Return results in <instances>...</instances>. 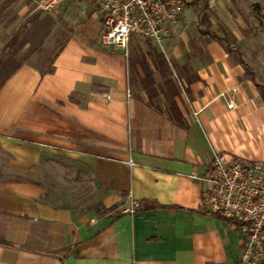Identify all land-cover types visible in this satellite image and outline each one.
I'll return each mask as SVG.
<instances>
[{"label":"crops","instance_id":"obj_1","mask_svg":"<svg viewBox=\"0 0 264 264\" xmlns=\"http://www.w3.org/2000/svg\"><path fill=\"white\" fill-rule=\"evenodd\" d=\"M0 5V53L21 44L5 50L19 60L31 0ZM48 14L66 26L37 43H59L48 66L20 63L0 89V264H238L243 234L205 208L204 180L216 152L264 161L256 87L215 43L175 56L176 83L102 46L88 0Z\"/></svg>","mask_w":264,"mask_h":264},{"label":"built area","instance_id":"obj_2","mask_svg":"<svg viewBox=\"0 0 264 264\" xmlns=\"http://www.w3.org/2000/svg\"><path fill=\"white\" fill-rule=\"evenodd\" d=\"M67 0H39L43 13ZM102 14L100 43L128 56L136 38L162 47L184 9L198 0H88ZM126 95L131 93L128 89ZM232 101L227 108H233ZM129 165H133L129 161ZM204 206L211 214L237 223L243 234L238 264H264V161L228 160L216 152L205 178ZM138 203L117 209L133 214Z\"/></svg>","mask_w":264,"mask_h":264},{"label":"rangeland","instance_id":"obj_3","mask_svg":"<svg viewBox=\"0 0 264 264\" xmlns=\"http://www.w3.org/2000/svg\"><path fill=\"white\" fill-rule=\"evenodd\" d=\"M38 2L39 0H31L33 12L26 20L31 21L30 28L27 27L26 30L14 35L20 42L34 39V44L24 51L19 60L9 57L8 51L12 50L13 53L18 51L22 47L21 44L6 46L3 53H0V61L4 63L0 69V81L5 76L9 79L20 63L26 62L33 67L46 68L59 43L56 45L37 43L47 35L53 39L62 38L65 34V24L56 17L39 11ZM202 5L203 2L198 3L199 7ZM84 6L85 4L78 2V10L87 7ZM211 34L219 40H215ZM210 43L217 44L228 55L230 64L239 70L240 78L249 81L245 67L240 63L241 59L252 68L256 82L264 85V0H209L208 7L202 11H199L196 5L188 6L171 29L162 47L135 38L127 57L131 67L151 70L156 68L150 58H146L151 48L155 54L163 58L166 72L172 75V71H175L174 80L180 83L177 72L180 66L174 60L175 56L180 58L182 55L203 53ZM6 49L8 51L5 53Z\"/></svg>","mask_w":264,"mask_h":264},{"label":"trees","instance_id":"obj_4","mask_svg":"<svg viewBox=\"0 0 264 264\" xmlns=\"http://www.w3.org/2000/svg\"><path fill=\"white\" fill-rule=\"evenodd\" d=\"M208 1L209 0H198V1L192 3V4L188 5V6L196 5V8L199 9V11H202V10H204V9H206L208 7ZM199 2H203V5L201 7L198 6ZM211 35H212V37L215 40H217V41L219 40L215 35H213V34H211ZM17 45H18V43H14L12 45L10 44L9 46H17ZM10 51L13 53L12 50H10ZM148 56H149L150 60L152 61L153 66H155L157 69H159L161 71H166L164 69L165 65H164V62H163L164 61L163 58L160 55L155 54L151 48L148 50ZM240 63L245 67V73L247 74L248 79L256 87V89H257V91L259 93L260 99H261L262 103L264 104V85H260V84H258L256 82L253 70H252V68L250 66H248L246 63H244L241 59H240ZM3 66H4V63L2 61H0V69ZM5 79H7V76H5L4 78L1 79L0 86L5 81Z\"/></svg>","mask_w":264,"mask_h":264}]
</instances>
